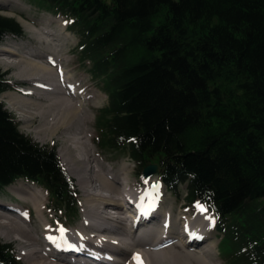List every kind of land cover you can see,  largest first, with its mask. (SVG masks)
<instances>
[{
    "label": "trees",
    "instance_id": "1",
    "mask_svg": "<svg viewBox=\"0 0 264 264\" xmlns=\"http://www.w3.org/2000/svg\"><path fill=\"white\" fill-rule=\"evenodd\" d=\"M40 2L67 22L107 97L97 147L126 151L140 174L155 165L173 196L184 187L214 215L226 264H264V0ZM10 36L19 24L0 17V44ZM19 180L76 213L55 149L21 134L0 102V190ZM0 264H20L1 242Z\"/></svg>",
    "mask_w": 264,
    "mask_h": 264
},
{
    "label": "bare ground",
    "instance_id": "2",
    "mask_svg": "<svg viewBox=\"0 0 264 264\" xmlns=\"http://www.w3.org/2000/svg\"><path fill=\"white\" fill-rule=\"evenodd\" d=\"M1 4L2 8L7 7L6 3ZM18 6L20 5L16 4V7ZM39 30L35 31L39 32ZM41 35L45 36L42 40H47L46 37H53L44 31L41 32ZM37 37L39 39V36ZM51 41L54 42V40ZM14 45L16 46V44ZM50 45L48 46L49 48H51ZM21 49L17 43L16 50L19 51ZM54 49H57L59 53L60 49L57 47ZM27 55L22 57L20 54L10 51V49H0V57H2L0 64L6 66L13 64L12 66L15 68H22L15 75L16 82L21 81L27 85L30 82L32 84L38 83V85L34 86L36 92L32 93L27 88V90L20 89L16 94H11L12 96H6L7 105L11 111L19 114L23 111L28 117L30 115L26 107L30 105L40 106V108L44 106L43 110L42 108L40 109L42 111L39 115L41 113L44 115L48 112L55 114L54 118L47 123L40 124L39 132L42 133L41 138L43 140L47 136H56L58 132V135L62 133L70 135V138L59 141L61 148L57 153L65 171L75 180L76 186L82 192L84 211L82 204L81 220L75 229H71L70 232L65 231L64 239L61 241L58 229L53 232L54 235H51L49 222L44 211L45 204L43 202L45 199L40 193L41 190L26 183L25 185L31 189H37L38 191L30 192L25 189H16L18 197L25 200L28 199L33 208L19 199L18 201L22 206L31 208L35 215L34 220L32 219V222H28L29 211H26L25 208H20L19 204L16 206L11 202L0 201V219L4 218L0 224L1 237L6 238L13 234L15 238H19V240L10 239L18 246V258L25 264H136L133 259L135 255L139 254L140 256L142 251L154 249L156 253L151 254L153 259L148 256L146 258L147 262H144L141 258L143 264H187V260L193 259L190 254L186 253L188 251L182 245L186 244L189 247H195L197 251H205L206 247L201 244L211 239L209 234L213 231L214 222H211L205 213H198L193 218L186 217V215H178L177 219L180 218L182 220L180 225L181 228L183 227L182 235L180 236L179 234L180 230H175L172 233L170 223L173 220L174 213H171L172 209L165 207L161 200L158 199L159 194L157 193L161 192L160 189L163 186L158 176L156 175L149 179L139 178L140 183L142 180L143 183H141L140 189L135 190L127 184V173L129 170L125 165L121 167L119 172H114L112 167L107 168L101 165L95 156L94 159L93 155L89 153L85 143L86 139L82 137L83 135H79L75 131L74 134H71L72 129H75L74 124L77 123L76 117L79 115L77 113L84 108L88 101L94 99L87 98L81 95L83 92L79 93L76 90L78 85L72 82V77L67 72L63 71V65L61 68L63 60L56 59V55L44 57L47 66L30 60L29 55ZM31 56L36 59L43 58L38 57V55L31 54ZM40 83H45L47 86H40ZM13 95L21 98H16ZM33 95L40 96L39 99L37 98L39 101H33L36 99ZM20 120L23 121L22 119ZM69 131L71 132L68 133ZM56 138L58 141V137ZM96 142L97 140L94 141V146L99 150ZM118 174L119 178H116L121 182H117L115 178ZM145 180H147V183H145ZM93 182L98 184V190H95L96 187ZM16 184H21V182L18 181ZM154 185L156 187H153ZM88 191H92V194L87 193ZM21 194L23 196H20ZM107 207H114V209H108L115 210L116 215H106L105 213L109 214ZM101 209H103L102 213H100ZM177 210H180V208ZM2 213L7 214V216ZM10 217L15 220L12 221ZM126 220L131 224H126ZM57 221L59 227H63L65 230L66 228L69 229V225H65L59 220ZM110 227L115 228V230H110ZM36 228L40 231V234L35 237L32 233H34ZM49 236L55 238L56 243L50 241L48 239ZM37 240L42 243V246ZM20 242L24 244V247L29 248L26 254L24 250L20 251V247H22ZM200 245L203 248H200ZM34 246L36 247L34 248ZM166 247L167 249L164 251L158 250ZM211 247L213 249V246ZM130 248H137V250L141 249L142 251L140 250L141 253H139L130 250ZM178 248L183 249L185 253L182 255H180L181 253L179 255L170 253L171 250ZM211 253L200 252L208 264L212 261L210 260ZM125 255H127L126 259ZM128 257H130V261H126Z\"/></svg>",
    "mask_w": 264,
    "mask_h": 264
},
{
    "label": "rangeland",
    "instance_id": "3",
    "mask_svg": "<svg viewBox=\"0 0 264 264\" xmlns=\"http://www.w3.org/2000/svg\"><path fill=\"white\" fill-rule=\"evenodd\" d=\"M1 3H6L7 7L2 8ZM16 4H19L20 6L16 7ZM0 5H1L0 6V17H7V18L14 19L19 24V27L22 30V36L21 37H11V36L6 37L3 40L2 44L0 45V49H2V48L3 49L4 48L10 49V51H12L14 53H18L22 57H25L24 55L28 54L29 56L28 55L27 56L30 57V60L37 62V63H40V64L45 65V66H47V64H46V61L44 60V57L56 55L58 53V50L54 49V48L57 47L58 49H60L59 53L55 56V58L63 60L62 64H61V68L63 65V71L67 72V74L70 77H72L71 78L72 82H75V84L78 85L76 90L79 93L83 92V93H81V95H84L87 98H93L94 99V100L88 101L84 105V108L77 113V114H79L76 117L78 124L77 123L74 124L75 129H72V132L69 131L68 133L71 132V134L72 133L74 134V131H75V133H77L79 135H83L82 137H84L86 139V140L85 139L84 140H85V143L87 144V148L89 149V153L91 155H93V158L95 156L97 161L101 165H103L104 167H107V168L112 167L114 172H119L121 167L125 165L127 167V169L129 170V172L127 173L128 180L126 178L127 184L132 186L135 190L140 189V187L142 185L141 183H143V180L140 183V179H142L141 174L138 172V168L128 158V154L126 151H124V150H121V151L106 150V149H100V148L98 150L94 146V141L97 140V138L99 136L97 128H96V117L98 115V111L100 109L106 107L107 97L101 91L98 83L96 81H93V79L91 78V75L88 73V69L80 64L78 57L76 55V52H75L76 45H77V38L68 30L67 22L62 17L55 15L53 12V9L51 8L50 5H48L44 2H40V0H0ZM35 30L36 31L39 30V32H36ZM30 31H32V33H30ZM42 31L47 32L50 35H52L53 39L51 37H49V38L46 37L47 40H42L43 37L45 38V36L41 35ZM37 36H39V39ZM51 40H54V42ZM17 43H18L19 47L22 48L19 51L16 50ZM51 43H52V45H50ZM14 44H16V46ZM49 45L51 48L48 47ZM14 46H15V48H14ZM30 53L32 55H35V56L38 55V57H43V58L42 59H36L35 57H32ZM0 60H2V57H0ZM12 65L6 66L3 64H0V80L3 83H5L6 87H8V90L3 93L4 95L2 94L0 96V102L4 105L6 110L17 121V123L19 125V132L21 134L30 138L33 142H35L36 144H38L41 147H46L48 149H55V151L57 153L58 150L61 148L59 141L61 142L62 140L66 139V138H70V135L67 133H62L61 135H58L59 134V132H58V134L56 136H53V137L47 136V138L43 140L41 138L42 133L39 132L40 124L47 123L49 120L54 118L55 114L48 112L44 115L42 113H41V115H39V113L44 109V106H42L41 107L42 110H40L41 109L40 106H31L30 105V106L26 107L27 112H29V115H30V117H28V116H26V113L23 111H21V114H19L18 112H15V111H11V109L7 105L8 103L6 101V96H12L11 94H16V92H18L20 89L27 90V88L30 90V92L32 91V93L36 92L35 91L36 89L34 86L38 85L37 82H35L37 84L33 83L34 85L32 84V82H30L29 83L30 87H29V85L24 84V82H21V81L16 82L15 75H17V73H18L17 71H19V69H22V68H20V67L15 68ZM39 85L43 86V87L47 86L45 83L44 84L40 83ZM6 93H8V94H6ZM37 93H40V92H37ZM13 96L16 98H21V97H17L16 95H13ZM33 96H35V98H36L33 101H36V102L39 101V100H37V98L39 99L40 96L39 97L36 95H33ZM94 101H95V103H94ZM20 116H21V118H20ZM20 119H22L23 121H21ZM52 124H53V121H52ZM56 137H58V139H59L58 141H57ZM57 156H58V153H57ZM58 158L60 160L59 156H58ZM60 163H61V160H60ZM61 166H62V164H61ZM62 168L64 169L63 166H62ZM154 176H156V175H153L152 177H154ZM116 177L119 178V174L116 175L115 178ZM70 178H72V177H70ZM73 181H74V186H75L74 196H75V199L77 200V203L75 204V210H74V211H76V213L74 215L69 214V212L65 213L63 211V209H61V208H60V210L55 209V206L52 204V202L48 196V193L44 189V187L29 183V182H25L22 180L19 181V182H21V184H16L18 182L17 181L14 183L13 186L9 187L8 189L6 187V188H3L2 190H0V201L11 202L12 204H14L16 206L19 204L18 206L20 208H25L26 211H29L28 222H32L34 220V217H35L32 209L27 207V206H22V204L18 201V199L22 202L27 203L31 207H32V204H31V202L28 201V199L25 200L23 198L22 199L19 198L18 194L16 193L17 192L16 189H18V188L25 189V190H28L30 192L38 191L37 189H31L30 187L25 185V183L30 184L34 187H37L38 189L41 190L40 193L43 195V197L45 199L43 202V204H45L44 211H45V215L47 217L46 219L49 222L51 235H54L53 232L59 228V223L57 220H59L62 223H65V225H69V229L66 228V231L70 232L71 229L73 230L76 228V225L78 224V222L82 218V204H83V211H84V200L82 199V196H81L82 192L79 191L78 186H76L75 180H73ZM117 182H121V181H119V179H117ZM93 184L96 187L95 190H98V188H99L98 184L95 182H93ZM114 187H116V186L114 185ZM160 190L162 193L160 191L157 193V194H159L158 199L161 200V203H163V205L165 207L172 209V210L170 209L171 213H174L173 218H172L173 220L170 223L171 232L173 233L175 230H180L179 234L181 236L183 227L181 228L180 225H181L182 220L180 218L177 219V216L178 215L179 216L180 215H186V217L188 216L189 218H193L194 215L200 213L197 211V209L195 207V205L197 203H195V204L186 203V200L184 199V197H185L184 187L180 188L177 196H173V195L169 194L163 186ZM87 193L92 194V191H88ZM20 196H23V195L21 194ZM117 198H118V196H117ZM108 208L114 209V207H107V209ZM178 208H180V210H177ZM102 210L103 209L100 210V213H102ZM107 211L109 212V214L105 213L106 215H112V216L116 215L115 210L112 211V210L108 209ZM103 212H105V211H103ZM34 213H35V211H34ZM204 213L209 217L211 222L215 223V217L210 211L207 210ZM2 214L4 216H7V214H5V213H2ZM25 214L28 216L27 213H25ZM71 215H73V216H71ZM36 216H37V214H36ZM10 218L12 219V221L15 220L12 217H10ZM3 220H4V218L2 217L0 219V224L3 222ZM125 223L129 224V225L131 224V223H128L127 220L125 221ZM214 223L212 226L213 231L211 234H209V237L211 238L209 240L210 242L208 241V242L201 244V245H204V247H206L205 251L204 250L197 251V249L195 247H189L186 244L182 245L184 247V249L188 251L186 253L190 254L192 256V259H193V260H189V261L187 260L186 261L187 264H208L207 261L205 259H203V257L201 256V254H200L201 251L207 252L208 254H210L212 252L211 256H210V258H211L210 260H212V261L209 264H226L220 256L219 234L215 230ZM113 229L115 230V228L110 227V230H113ZM110 230H108V231L110 232ZM1 233H2V231L0 230V239H1L0 242L3 244L10 245L14 251L15 257L18 259L20 264H25L18 258L19 257L18 249H17L18 246L13 241H10V239L19 240V238L18 237L15 238L13 234L10 235L9 237H6V238L3 236L1 237ZM32 234L36 237L40 234V231L36 228L34 233H32ZM124 240H125V238H124ZM38 243L41 244V246H42L41 242L38 241ZM168 243H171V242H168ZM20 245L22 246V247H20L21 248L20 251L24 250L25 254H26L28 252L29 248L24 247L23 246L24 244H21V242H20ZM201 245L199 247L203 248V246L201 247ZM171 246H173V245H171ZM211 246H213V249ZM35 247L36 246H34V248ZM37 248L39 250H41V248H39L38 246H37ZM166 249H167V247L161 248L158 250L164 251ZM209 249H211V251H209ZM130 250H134V251H137L139 253H141V251H142L141 249L137 250V248H134V249L130 248ZM154 251H155L154 249H150V250L146 249V250L142 251L140 257L144 260V262H147L146 258L148 256L151 259H153V256H151V254L156 253ZM170 253L178 254V255H179V253H181L180 255H182L183 253H185V251L181 248H178V249L171 250ZM22 256H23V254L21 255V259H22ZM126 257H127V255H125V259H126ZM129 258L130 257H128L126 261H130Z\"/></svg>",
    "mask_w": 264,
    "mask_h": 264
},
{
    "label": "snow or ice",
    "instance_id": "4",
    "mask_svg": "<svg viewBox=\"0 0 264 264\" xmlns=\"http://www.w3.org/2000/svg\"><path fill=\"white\" fill-rule=\"evenodd\" d=\"M145 183H147V180H145ZM153 187H156V186L154 185ZM195 207H196L197 211L200 212V213H204V212L207 211V209L203 205H201L199 203H197L195 205ZM58 231H59V234H60V240L63 241L66 230L63 227H59L58 228ZM48 239L50 241H52L53 243H56V239L55 238L49 236ZM133 259L135 260L136 264H143L142 259L139 256V254L135 255L133 257Z\"/></svg>",
    "mask_w": 264,
    "mask_h": 264
},
{
    "label": "water",
    "instance_id": "5",
    "mask_svg": "<svg viewBox=\"0 0 264 264\" xmlns=\"http://www.w3.org/2000/svg\"><path fill=\"white\" fill-rule=\"evenodd\" d=\"M157 167L155 165H148L142 170V177L144 179L151 178L156 173Z\"/></svg>",
    "mask_w": 264,
    "mask_h": 264
}]
</instances>
